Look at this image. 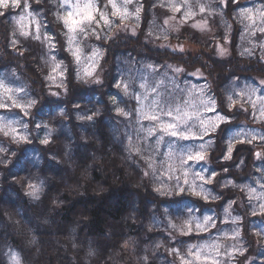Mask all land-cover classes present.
Wrapping results in <instances>:
<instances>
[{
    "label": "rangeland",
    "instance_id": "obj_1",
    "mask_svg": "<svg viewBox=\"0 0 264 264\" xmlns=\"http://www.w3.org/2000/svg\"><path fill=\"white\" fill-rule=\"evenodd\" d=\"M219 1L189 0L195 5L196 15L184 20L183 9L180 13H175L170 8V3H179L180 0H133L132 4L128 5L129 10L134 11L141 5L142 10L138 19L129 17L124 21L126 29L113 26L101 32L105 41H98L95 36L81 37L75 41L73 46L79 45L83 50L79 67L65 50L68 36L58 18L72 10L71 5L77 0H29L31 16L24 9L0 8V83L4 85L0 87V103L8 105L7 108L0 109V125L9 120L20 121L13 125L18 133L16 138L3 135L7 128L0 131V149H3L0 151V163H8L5 161L8 159L6 155L13 154L14 151H28L31 153L30 157L34 155L36 160L40 157L37 143H41L50 130L49 143L40 144L49 150L52 146V133L56 130L55 122H52L65 111L73 113L71 109L80 105L74 102L69 107L66 100L68 95L77 93V99L83 102L85 99L81 96L86 89L101 86L94 83V80L99 78L105 84L101 87L103 91L112 89L117 92V97H113L117 98V103L112 106L114 112L111 118V132L115 135L116 143L130 160L132 174L135 173L138 178L140 174L137 173L141 171L145 182L151 183L152 195L149 197L153 202L149 206L145 221L142 222L147 223V232L143 233V238L138 241L145 255L144 261L148 262L151 257L155 259L156 264H182V258L192 259L188 256L190 246L212 245L215 242L219 255L212 247H207L204 251L218 260L219 264H264V235H258L264 230V213L261 212V206L264 205V85L260 84L264 77H231L225 74L222 78L223 85L215 88L203 67L210 66V63L215 61L206 59L209 54L202 51V60L198 65L203 69L199 73H196L198 65L194 70L190 66L194 55L201 52L202 41L209 43L208 48H203L214 51V58H218L220 62L223 60L227 63L234 58L236 62H240L239 59H242L243 55L258 56L261 61L259 63L264 64V33L259 30L264 27L260 22L261 13H264V0H231L235 8L233 16L236 21V36H231L232 27L225 15L224 4L217 6ZM205 2L209 9L200 13L199 5ZM96 3L103 11L107 0H96ZM108 11L110 13V7ZM209 11L212 14H209ZM245 11L253 16L255 27L252 26V20L242 18L241 14ZM21 17L24 19L21 20ZM119 23V19H116V24ZM37 24L39 32L36 31ZM21 30L31 35L27 38L21 37ZM37 35L39 39L34 38ZM138 36H141L140 39H148L157 56L166 55L169 63L164 61L165 57L161 59L163 69L148 61L132 65L135 60L130 52L123 53L124 49L120 48V45L117 46L122 44L123 38ZM49 37L52 38L51 41ZM13 40H17L15 46ZM163 45L169 48V53L165 54ZM233 48L236 52L234 55L231 53ZM94 53L97 61L96 71L93 78L84 84L77 79V72L83 74L84 67L89 66V60ZM56 63H60L61 68L53 72L52 68ZM149 65L153 67L149 68ZM102 67L111 72L108 79L103 77ZM175 69L182 71L177 72ZM59 72H63V77L57 74ZM51 77H55V80ZM62 79V86L56 87ZM117 81L121 84L120 88L115 86ZM125 85L129 90L127 95L123 92ZM246 86L257 88L258 91L250 96L234 97L237 103L233 112L229 113L232 116L230 123L222 125V131L204 138L205 160L198 164L181 165L180 160L187 158V149L198 147L201 141L178 140L163 133L150 137L147 130L152 125L136 114L137 109L147 112L150 106L162 99L171 100V106L179 107L182 112L194 110L200 106L201 100L215 98L219 102L231 93L240 92ZM51 92H58L59 96H53ZM9 95L21 103L36 100V104L28 110L29 115L25 116L23 111L12 106ZM69 99L72 100L70 95ZM104 99L109 103V98L104 96ZM116 107L124 109L128 115H117ZM221 110L226 111V106ZM201 112L206 116L211 115L204 113L202 108ZM78 118L85 117L78 115ZM37 123L47 125V128L37 130ZM24 124H27L26 128ZM19 135L27 136L28 139L17 142ZM241 140L244 142L241 143ZM248 140L252 142L248 143ZM229 143L233 146V152L230 159L225 160L224 155L227 154ZM49 158L52 159L51 155ZM20 161L21 158L16 162ZM0 167L3 173L5 166ZM185 170L189 173L187 177L184 175ZM195 172H200L206 177L215 173V176L211 183L206 184L194 175ZM177 178L182 185L187 179L189 185H194L201 195L196 197L191 191H187L183 196H178L174 187ZM16 182L21 188L19 190L30 197L32 202L39 201L43 187L37 180L24 179L21 176ZM30 184L39 188L36 198L28 195L31 191ZM189 209H192L193 220L199 218L203 223L205 217H210L214 223H209L206 230H196L193 226L194 230L190 235L182 234L181 228L190 218ZM253 212L256 215H253ZM175 250H179V254ZM7 251L8 264H15L13 254L19 264H23L17 252L10 249ZM34 258L38 259V256Z\"/></svg>",
    "mask_w": 264,
    "mask_h": 264
},
{
    "label": "trees",
    "instance_id": "obj_2",
    "mask_svg": "<svg viewBox=\"0 0 264 264\" xmlns=\"http://www.w3.org/2000/svg\"><path fill=\"white\" fill-rule=\"evenodd\" d=\"M223 7L232 27L231 36H236L234 3L228 0ZM140 38H123L117 46L124 49L123 53L130 52L135 60L132 65L148 61L163 69L161 59L165 57L169 63L166 55L157 56L148 39ZM202 44L190 66L194 70L202 60V51L209 54L206 59L215 61H206L210 66L203 67L213 87L223 85L225 74L264 77V64L259 63L258 56L242 55L240 62L235 58L220 62L214 58V51L203 48H208L209 43ZM163 47L165 54L170 52L166 45ZM231 53L236 54L235 48ZM198 69L203 68L198 65ZM101 72L104 78L110 77L111 72L104 67ZM104 85L86 89L81 96L83 102L77 99V93L69 94L73 102L68 95L69 107L74 102L80 105L71 109L73 113L65 111L56 117L52 122L56 128L51 136L52 146L47 150L37 141L40 151L33 153H40V157L36 160L28 151L7 153L8 159H2L8 163H0L5 166L3 173L0 167V264H8V249L17 252L23 264H156L151 257L144 261L138 245L147 232V223L142 222L153 202L149 197L151 183L145 182L141 171L136 172L140 174L138 178L132 174L130 160L116 143L111 118L112 99L117 92L103 91ZM78 115L85 118L79 119ZM88 115H92V120L86 118ZM20 158V163L16 162ZM21 176L42 185L38 202H32L19 190L16 179Z\"/></svg>",
    "mask_w": 264,
    "mask_h": 264
},
{
    "label": "snow or ice",
    "instance_id": "obj_3",
    "mask_svg": "<svg viewBox=\"0 0 264 264\" xmlns=\"http://www.w3.org/2000/svg\"><path fill=\"white\" fill-rule=\"evenodd\" d=\"M46 2V0H45ZM133 0H107V5L105 9L102 11L100 6L96 3V0H77V2L71 5L72 10L67 11L66 13L60 15L58 18L65 29L66 35L68 36L66 51L69 55L72 56L73 61L79 67L81 64L83 50L79 45H75V41L81 37L83 38H91V36H95V39L98 41H105V37L100 33L106 30L111 29L113 26L120 29L124 27L126 29V25H124V21L129 17L139 18V13L142 10V5L136 7L134 11H130L128 5L132 4ZM228 0H221V4L227 6ZM234 2V0H233ZM219 6V5H217ZM63 7V4L61 5ZM110 7L111 11L109 13L108 8ZM0 8L3 9H11L15 8L17 10L24 9L29 16L32 15V9L29 4V0H0ZM170 8L175 13H180L183 9L182 19L187 20L196 15L195 5L191 4L189 0H180L179 3H170ZM206 9H209V5L205 2L199 5V12L204 13ZM209 14H212L209 11ZM242 18L252 20V26L255 27V20L252 15L248 14V11L242 12ZM24 17H21V20ZM116 19H119L120 23L116 24ZM20 21H17L19 23ZM261 24H264V13H261L260 16ZM167 23V21L165 22ZM193 27H197V25H193ZM260 32L264 33V27H261ZM36 31L39 32V25H36ZM135 34V33H133ZM31 33L25 32L21 30L19 32V36L21 37H29ZM118 37V33L116 34ZM34 38L39 39L40 37L37 35ZM114 37H109V39H113ZM49 41L52 40L51 37L48 38ZM13 46L17 43V40L12 41ZM183 50L182 48L180 49ZM95 53L93 57L89 60V66H85L83 69V74L78 71L77 79L84 84L88 83V80L93 78L97 61L95 60ZM55 60V57H53ZM149 68L153 67L152 65L148 66ZM61 68L60 63H56L52 68L53 72H56L57 69ZM171 70V66H169ZM175 71L179 72L182 69H175ZM200 69L196 70V73H199ZM61 77H63V72L57 73ZM51 79L55 80V77H51ZM95 84L102 85L103 82L96 78L94 80ZM63 84V79L56 87H61ZM261 85H264V81H260ZM117 88H120L121 84L119 81L116 82L115 85ZM0 87H4L3 83H0ZM6 91H11V89H5ZM19 91V90H17ZM128 86L125 85L123 88V92L125 95L128 94ZM155 92V89H153ZM258 91L257 88L246 86L245 89H242L240 92L229 94L226 99H222L219 102L215 98H209L207 100H201L200 106L195 108L194 110L184 111L182 112L179 107L173 108L171 106V100H161L154 103V106H150L147 112H143L140 109H137V115L141 117L144 121L149 122L152 127L148 128L147 133L148 136L152 137L158 133H163L169 137L178 139V140H199L201 143L199 146H193L191 149H187L186 159H181V165L198 164L205 160L204 149L206 145L203 143L204 138L206 136L215 135L217 132L222 131V125L230 123L232 116L229 113L233 112L234 105L237 103V100L234 98L236 96L243 97L245 95H253ZM53 96H59L58 92H51ZM203 95V91H201ZM8 99L12 101V106L14 108H18L24 112L25 116L29 115V109L36 104V100H28L26 103H21L17 99L13 98L11 95L8 96ZM113 104L117 103V98H113ZM226 106V111H222ZM8 105L5 103H0V109L7 108ZM201 108L204 110V113H211V115H204L201 112ZM117 115L126 116L128 113L119 107H116ZM175 113V114H174ZM264 114V113H262ZM92 115H88L87 119L92 120ZM17 120H9L6 124L0 125V131H3L4 128H7V131H3L4 136L12 135L13 138H16L18 135L17 130L13 127L15 123H19ZM25 128L27 124L23 125ZM37 130L42 128H47V125H41L39 123L36 124ZM50 135V130L48 135L45 136L44 139L41 140L42 144H48ZM237 135H240L237 133ZM28 137L24 135H19L17 142L27 140ZM247 139V138H245ZM255 139V136H253ZM241 143L244 140L240 141ZM248 143H251L252 140H248ZM3 151V149H0ZM233 152V146L231 143L228 144L227 154L224 155V159H230L231 153ZM188 171L185 170V177L188 176ZM147 175V173H145ZM195 176L199 177L200 180L204 181V183H211L212 178L215 176V173H212L211 176H204L200 172H195ZM175 192L178 196H183L185 192L191 191L192 194L196 197L201 195V192L195 190L194 185H189L188 180L185 179L183 185L179 183V178H177V183L174 186ZM31 191L28 195L37 197V193L39 191L38 186L29 185ZM156 191H160V189H156ZM207 199V198H205ZM180 201H173V203H179ZM189 220L186 222L185 226H182L181 232L184 235H190L194 228L196 230L207 229V225L209 223H214L210 217H205L203 223L196 218L193 220L191 218L192 209H189ZM261 212L264 213V205L261 206ZM253 215H256L253 212ZM194 226V228H193ZM186 228V231H185ZM236 235H239L236 233ZM258 235H264V230H262ZM235 238V237H233ZM207 247H212L217 250V255H219L218 246L213 242L212 245H200V246H190L188 249V256L192 257V259H187V257L182 258V264H198V262H203V264H219V261L216 260L213 256L207 254L204 249ZM177 254H179V250H175ZM243 254V253H241ZM12 259L15 264H19L16 260L15 254L12 255Z\"/></svg>",
    "mask_w": 264,
    "mask_h": 264
}]
</instances>
